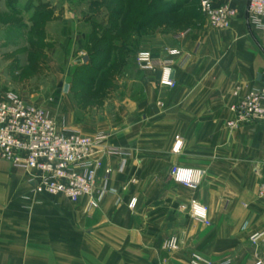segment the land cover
Returning a JSON list of instances; mask_svg holds the SVG:
<instances>
[{"label": "crops", "instance_id": "1", "mask_svg": "<svg viewBox=\"0 0 264 264\" xmlns=\"http://www.w3.org/2000/svg\"><path fill=\"white\" fill-rule=\"evenodd\" d=\"M220 2L236 10L229 29L203 18L182 39L157 36V61L170 49L181 52L173 58L177 87L163 89L158 73H145L152 81L146 99L121 125L108 127L106 145L118 153L102 156L98 176L116 194L98 209L33 194L31 173L0 158V264H189L193 253L217 263L264 264V237L251 241L264 233V123L227 127L231 106L262 85L264 20L255 29L244 1ZM175 166L201 170V186L175 183ZM192 201L208 209L210 225L182 209ZM173 237L179 249L168 251Z\"/></svg>", "mask_w": 264, "mask_h": 264}, {"label": "rangeland", "instance_id": "2", "mask_svg": "<svg viewBox=\"0 0 264 264\" xmlns=\"http://www.w3.org/2000/svg\"><path fill=\"white\" fill-rule=\"evenodd\" d=\"M179 3L183 17L158 16ZM201 19L200 0H0V93L18 95L60 128L105 133L137 112L152 85L137 67L139 51ZM113 35L122 43L103 52L95 40L114 44Z\"/></svg>", "mask_w": 264, "mask_h": 264}, {"label": "built area", "instance_id": "3", "mask_svg": "<svg viewBox=\"0 0 264 264\" xmlns=\"http://www.w3.org/2000/svg\"><path fill=\"white\" fill-rule=\"evenodd\" d=\"M242 1L246 4L249 26L262 28L264 0ZM200 12L211 27L220 30L229 29L236 16V10L220 0H200ZM190 32V29L185 30L173 38L182 39ZM167 52L166 59L157 61L150 50H141L136 64L144 73H158L161 88L174 90L177 82L173 77V58L180 56L181 52L176 48ZM262 77L259 88H247L241 100L231 106L232 119L227 123L231 130L264 123V73ZM108 139L109 135L103 132L84 135L77 130L60 128L46 112L27 104L18 95L0 93V158L31 173L29 183L33 186V194L63 196L73 204L85 202L89 210L98 209L107 195L116 194L110 190L107 181L102 182L98 176L103 167L102 156L118 153L107 147ZM182 146V140L177 137L173 152L179 154ZM106 172L110 174L111 170ZM171 176L175 183L192 191L203 182V172L198 169L175 166L171 169ZM259 195L264 198V171ZM136 206L137 200L132 199L129 209L134 210ZM182 209L189 211L200 224L210 225L208 209L199 202L192 201L189 207ZM263 237L264 233L255 234L251 241L256 244ZM164 248L177 251L179 240L170 238ZM189 264H231V261L217 263L200 253H193ZM256 264H262V261Z\"/></svg>", "mask_w": 264, "mask_h": 264}, {"label": "trees", "instance_id": "4", "mask_svg": "<svg viewBox=\"0 0 264 264\" xmlns=\"http://www.w3.org/2000/svg\"><path fill=\"white\" fill-rule=\"evenodd\" d=\"M150 9H147V15H151L150 13L152 12V7L150 6L149 7ZM161 9V8H160ZM186 9H188L187 8V5H186V3H179V5H177V7H175V8H169V9H167L166 11H164L163 13L161 12V13H159V15L158 16H175V18H177L178 16H180V17H183L182 15H185L186 14ZM190 10V9H189ZM122 12V13H121ZM145 12V13H146ZM113 15H119V14H123V7H121L120 9H116L113 13H112ZM155 18V17H154ZM154 18L153 19H151V18H149L148 20H147V22H145V23H138V28L139 29H141V28H144V27H146V26H149V25H151L150 23H152L153 22V20H154ZM174 18V19H175ZM193 19V18H192ZM191 19V20H192ZM200 21L201 20H199L197 23H192L191 21L188 23V25H187V29H185V30H188V29H192L193 27H195L198 23H200ZM160 25H162L161 23H160ZM141 28H140V27ZM176 25H174V22L172 23V25L170 26L171 28H173V27H175ZM119 27H120V25H119ZM122 27V26H121ZM185 27V26H184ZM170 29V28H169ZM108 30V29H107ZM185 30H183V31H185ZM183 31H181V32H183ZM178 33H180V32H178ZM178 33H175L174 34V36L176 35V34H178ZM114 36L115 35H113V39H112V37H111V39H112V41H114L116 38H114ZM103 39V38H102ZM101 39V41L100 40H95L96 41V44H97V46L99 47V46H103V48H102V51L104 52V50H105V52H110V51H112V49H117L116 48V44L117 43H122V42H120V41H116V44H115V41L113 42L114 44H111V42L109 43L107 40H102ZM106 48V49H105Z\"/></svg>", "mask_w": 264, "mask_h": 264}, {"label": "clouds", "instance_id": "5", "mask_svg": "<svg viewBox=\"0 0 264 264\" xmlns=\"http://www.w3.org/2000/svg\"><path fill=\"white\" fill-rule=\"evenodd\" d=\"M177 178L179 179V178H181V177L178 176ZM201 214H202V213H201Z\"/></svg>", "mask_w": 264, "mask_h": 264}, {"label": "water", "instance_id": "6", "mask_svg": "<svg viewBox=\"0 0 264 264\" xmlns=\"http://www.w3.org/2000/svg\"><path fill=\"white\" fill-rule=\"evenodd\" d=\"M86 62V61H85Z\"/></svg>", "mask_w": 264, "mask_h": 264}]
</instances>
